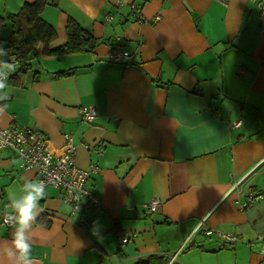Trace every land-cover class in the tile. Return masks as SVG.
Wrapping results in <instances>:
<instances>
[{
	"label": "crops",
	"instance_id": "obj_1",
	"mask_svg": "<svg viewBox=\"0 0 264 264\" xmlns=\"http://www.w3.org/2000/svg\"><path fill=\"white\" fill-rule=\"evenodd\" d=\"M32 1L0 0V20ZM258 1L56 0L40 11L55 30L48 48L66 42L73 19L91 50L49 55L39 44L16 83L1 78L10 69V30L0 29V128L40 130L55 156L68 134L76 165L96 166L87 187L98 206L74 212L61 190L44 189L24 230L34 264H264ZM113 50L128 57L114 62ZM83 106L95 108L91 123L79 116ZM37 180L0 152V264H16L5 254L16 221L6 225L3 215L14 217L11 203ZM250 193L261 197L241 207ZM153 198L161 205L148 213L143 205Z\"/></svg>",
	"mask_w": 264,
	"mask_h": 264
},
{
	"label": "built area",
	"instance_id": "obj_2",
	"mask_svg": "<svg viewBox=\"0 0 264 264\" xmlns=\"http://www.w3.org/2000/svg\"><path fill=\"white\" fill-rule=\"evenodd\" d=\"M227 2V0H220ZM257 7L260 9L259 16L264 28V0H259ZM129 9L134 13L138 21H144V17L140 14V9L134 3L130 4ZM159 19L158 15L154 16ZM111 20V16L106 17ZM128 57L127 51L113 50L109 58L114 62L122 61ZM95 108L91 106H83L79 108V116L91 123L95 117ZM239 127L240 121L234 124ZM65 149L62 154L55 156L48 150V140L40 130L26 125H9L0 128V152L9 151L17 156L20 160V168L25 170H33L36 174L37 181L44 183L46 187L57 188L62 191V198L65 203L72 207L74 212L80 210L86 202L92 206H98L99 201L91 194L87 187L89 174L95 171L96 166L91 165L89 169H82L75 163L76 145L72 141V137L68 134L64 135ZM261 195L259 193H250L248 202H245L241 207H246L252 202L257 201ZM161 200L153 198L148 203L143 205V208L148 213L157 212ZM3 222L7 220L6 225L14 224V217L11 213L3 215ZM227 242H233V238L225 236ZM127 239L123 238L122 242ZM261 251L264 253V244L261 246Z\"/></svg>",
	"mask_w": 264,
	"mask_h": 264
},
{
	"label": "trees",
	"instance_id": "obj_3",
	"mask_svg": "<svg viewBox=\"0 0 264 264\" xmlns=\"http://www.w3.org/2000/svg\"><path fill=\"white\" fill-rule=\"evenodd\" d=\"M50 3L55 4L56 0L23 2L17 12L8 15V22L11 27L9 36L6 39L9 53V60L6 64L10 65V69L7 74L3 73L1 78L6 79L9 75L16 83L17 76L26 72L23 71V68L26 67V70L30 68V61L37 56V46L39 44L43 45L44 52L49 55L84 52L91 48L89 41L85 40L86 35L82 34L83 30L73 19H69L66 26V42L56 48H48L50 41L55 38V30L41 18L40 11ZM0 26H2L1 21ZM86 44L88 45L87 49L85 48ZM143 264L152 263L145 261Z\"/></svg>",
	"mask_w": 264,
	"mask_h": 264
},
{
	"label": "clouds",
	"instance_id": "obj_4",
	"mask_svg": "<svg viewBox=\"0 0 264 264\" xmlns=\"http://www.w3.org/2000/svg\"><path fill=\"white\" fill-rule=\"evenodd\" d=\"M4 88L5 85L0 83V89ZM44 186V183L40 181L26 183L24 190L27 194L21 201L11 203L17 227L11 240V248L6 249L5 254L9 257L15 256L16 264H34L32 243L29 242L31 238L25 237L24 230L36 221L38 215L35 211L38 208L37 201L45 197ZM7 222L6 220L5 223Z\"/></svg>",
	"mask_w": 264,
	"mask_h": 264
},
{
	"label": "rangeland",
	"instance_id": "obj_5",
	"mask_svg": "<svg viewBox=\"0 0 264 264\" xmlns=\"http://www.w3.org/2000/svg\"><path fill=\"white\" fill-rule=\"evenodd\" d=\"M222 2V1H221ZM107 16H110V15H107ZM112 17V16H111ZM1 21V20H0ZM2 23V26H0V29H9L10 30V25H9V22H8V16H6L5 18L2 19L1 21ZM8 38V37H7ZM86 38V37H85ZM33 61V60H32Z\"/></svg>",
	"mask_w": 264,
	"mask_h": 264
},
{
	"label": "water",
	"instance_id": "obj_6",
	"mask_svg": "<svg viewBox=\"0 0 264 264\" xmlns=\"http://www.w3.org/2000/svg\"><path fill=\"white\" fill-rule=\"evenodd\" d=\"M32 58V57H31ZM23 71H26V67L23 68Z\"/></svg>",
	"mask_w": 264,
	"mask_h": 264
}]
</instances>
